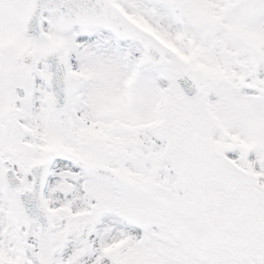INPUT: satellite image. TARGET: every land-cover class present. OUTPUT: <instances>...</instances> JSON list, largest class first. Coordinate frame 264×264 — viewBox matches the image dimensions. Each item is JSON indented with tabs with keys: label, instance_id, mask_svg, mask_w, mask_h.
<instances>
[{
	"label": "snow or ice",
	"instance_id": "obj_1",
	"mask_svg": "<svg viewBox=\"0 0 264 264\" xmlns=\"http://www.w3.org/2000/svg\"><path fill=\"white\" fill-rule=\"evenodd\" d=\"M0 264H264V0H0Z\"/></svg>",
	"mask_w": 264,
	"mask_h": 264
}]
</instances>
